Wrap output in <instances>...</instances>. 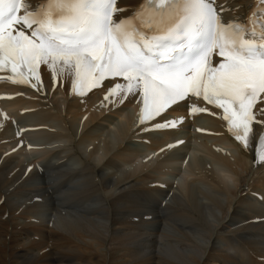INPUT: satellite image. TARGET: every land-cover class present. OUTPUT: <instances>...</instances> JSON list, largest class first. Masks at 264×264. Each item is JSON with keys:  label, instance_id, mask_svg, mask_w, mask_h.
<instances>
[{"label": "bare ground", "instance_id": "1", "mask_svg": "<svg viewBox=\"0 0 264 264\" xmlns=\"http://www.w3.org/2000/svg\"><path fill=\"white\" fill-rule=\"evenodd\" d=\"M222 1L231 10L239 6L237 12H241L249 0ZM139 3L140 0L120 1L121 6L131 8ZM70 78L66 74L57 76L54 87L53 77L44 67V88L56 106L67 93ZM115 82L107 83L103 91L90 98L82 114L77 113V102L69 103L67 115L71 132L76 139L77 135L81 136L73 144L76 149L86 145L90 156L80 169L58 176L61 182L52 186L54 193L45 192L46 184L42 183L38 171L27 164L22 151L12 148L5 154L0 151V198L6 197L0 205V264H48L47 261L49 264H260L258 257L264 253L258 252L253 237L246 235L252 225L244 221L264 214V207H253L264 201H259L261 199L249 190L253 187L264 194V165L254 168L253 157L232 146L229 153L218 149L217 143L229 148L230 143L225 138L188 137L178 144L176 137L185 135L190 124L184 120L181 131L147 146L154 147L152 160L147 164L156 177L150 178L147 172L132 179L137 171L128 170L135 169L131 163L136 156L128 153L131 141L128 133L137 119L138 104L134 108L131 104L139 97H129L122 104L105 101L106 93ZM180 109L183 115L185 105ZM41 116L53 118L55 122L59 114L45 112ZM1 122L0 118V136L5 138V133L13 131V124L4 121L1 125ZM196 122L218 125V121L211 118L199 117ZM125 135L127 139H122ZM167 139L170 143L161 147ZM115 140H120L117 146ZM135 142L145 145L142 141ZM168 145L175 146L168 148ZM98 151H105L101 159L93 157ZM126 158L130 159L128 163ZM65 159L66 155L62 154L51 160L48 173L64 167L57 164ZM120 159L126 163H119ZM168 165L172 172L165 169ZM112 168H116L119 175L111 174ZM107 170L108 174H102ZM138 170H142L140 164ZM95 175L98 181L93 179ZM32 178L30 181L36 183V188L28 190L31 182L25 181ZM113 179L117 181L113 183ZM91 181L97 188L86 191L84 187ZM145 181L147 184L165 182L167 187L149 190L140 186ZM13 182L24 183L9 193ZM101 185L103 190L95 199L87 197L89 192L97 193ZM156 190L162 197L153 196ZM169 191H172L169 204L162 207ZM138 199L143 201L138 202ZM147 204L154 205L155 210L150 211ZM35 205L38 207L33 209ZM19 208H22L21 213L17 214ZM81 212L83 216L78 215ZM146 213H153L154 218L131 219ZM51 218H54L53 227L48 225ZM173 223L177 225V235ZM33 235H40V239H32ZM49 240L54 246L44 251ZM234 244L239 252L232 257ZM248 249L252 250L249 256Z\"/></svg>", "mask_w": 264, "mask_h": 264}, {"label": "snow or ice", "instance_id": "2", "mask_svg": "<svg viewBox=\"0 0 264 264\" xmlns=\"http://www.w3.org/2000/svg\"><path fill=\"white\" fill-rule=\"evenodd\" d=\"M264 5V0H258ZM117 0H0V81L43 87L41 65L53 77H72L73 95L121 78L104 100L123 103L139 97L143 131L174 129L177 119L152 123L190 96L222 110L227 130L264 162V8L247 23L222 19L218 0H142L133 16ZM219 8L220 13H218ZM221 57L213 64L212 55ZM189 115L207 112L190 105ZM256 109L254 111L253 109ZM182 143V142H177ZM175 145H168V148ZM163 151V149H162Z\"/></svg>", "mask_w": 264, "mask_h": 264}, {"label": "rangeland", "instance_id": "3", "mask_svg": "<svg viewBox=\"0 0 264 264\" xmlns=\"http://www.w3.org/2000/svg\"><path fill=\"white\" fill-rule=\"evenodd\" d=\"M118 122H120V121H118ZM110 173L111 174H116V176L117 175H119L118 173H117V169L116 168H112L111 170H110ZM98 176L97 175H95L94 177H93V179H95V178H97ZM89 179H92V178H89ZM92 179V180H93ZM101 181H102V179H100V183H101ZM116 181H117V179H116ZM101 187H102V185H101ZM85 189H86V191L88 190V188H89V190H93V189H96L97 187L94 185V184H92V181H91V183L89 184V185H87V186H85L84 187ZM103 190V187L101 188V189H99L98 190V192L97 193H91V192H89L88 194H87V197L88 198H90V199H95L96 198V195L98 194V193H100L101 191ZM85 205H83V206H80L78 209L80 210L81 209V207H84ZM86 208H87V206H86ZM137 210H140L139 208H136ZM199 210H201V208H198ZM64 211V210H63ZM83 213L84 212H81V213H79L78 215H80V216H83ZM173 225H174V227H175V235H177V225H176V223H173ZM1 231V230H0ZM257 260V259H256ZM258 261V260H257ZM48 262V264H49V261H47ZM259 262V261H258ZM260 264H261V262H259Z\"/></svg>", "mask_w": 264, "mask_h": 264}]
</instances>
